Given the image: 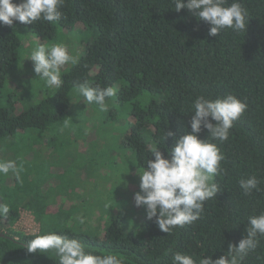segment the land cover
<instances>
[{
  "label": "trees",
  "instance_id": "16d2710c",
  "mask_svg": "<svg viewBox=\"0 0 264 264\" xmlns=\"http://www.w3.org/2000/svg\"><path fill=\"white\" fill-rule=\"evenodd\" d=\"M232 2L226 0L224 6ZM239 2L249 14L245 31L226 28L217 36H209L210 25L187 9L175 11L174 0H64L58 22L0 24V143L19 131L45 130L67 119L72 91L85 81L101 88L117 84L118 99L131 102L133 122L124 143L141 169L147 159H154L153 146L169 157L167 149L175 139L191 131L192 105L198 96L215 100L231 94L247 104L227 141L212 139L203 128L198 134L217 144L225 159L223 171L213 180L220 191L205 201L194 224L166 234L155 219L145 217L137 224L118 212L92 231L69 220L75 212L71 204L48 212L53 203L38 191V198L30 195L9 202L8 216L0 218L1 264H57L54 252L29 253L26 247L37 235L50 232L79 240L93 254H115L122 264H172L175 252L199 264L201 256L217 259L229 243L238 244L246 235L248 218L264 212V0ZM76 24L96 33L78 64L61 73L60 88L17 111L18 98L4 87L21 46L19 30L27 27L43 42L55 40L57 26L66 30ZM144 93L146 104L140 100ZM167 131L175 136L164 139ZM251 176L261 182V191L245 196L238 182ZM21 210L33 214L39 233L25 234L13 227ZM44 219L52 223L44 224ZM135 225L138 230H132ZM258 240L257 249L242 264H264V236Z\"/></svg>",
  "mask_w": 264,
  "mask_h": 264
},
{
  "label": "clouds",
  "instance_id": "9594fccd",
  "mask_svg": "<svg viewBox=\"0 0 264 264\" xmlns=\"http://www.w3.org/2000/svg\"><path fill=\"white\" fill-rule=\"evenodd\" d=\"M64 0H0V24L12 26L14 22L32 25L37 21L48 23L62 19L59 10ZM226 0H174L175 11L187 9L204 21L209 28V36H217L224 29L245 31L248 24V11L239 0L225 7ZM28 59L33 63V71L49 88L62 86L61 69L67 65H76L79 57L71 55L63 44L39 45L31 51ZM77 87L78 94L87 104L95 103L100 111H106V99L116 95V88L107 86L92 87L85 81ZM194 115L190 121V132L175 139L173 146L167 149L165 157L158 147L153 146L150 153L154 159H147L139 175V191L134 200L137 207L145 210L148 220L155 219L159 229L172 234L176 228L192 225L204 212L205 201L212 199L220 191L213 182L221 174V162L225 159L215 143L201 140L198 134L206 129L209 136L221 143L229 139L230 130L247 109V104L235 95L220 99H208L198 96L193 102ZM213 121L215 123H213ZM69 121H64L67 127ZM167 131L165 138L174 137ZM15 174L20 181V169L14 161H0V174ZM239 187L245 196L253 191L259 192L260 181L255 176L239 180ZM10 212L8 203H0V218H6ZM246 235L238 244L229 243L227 252L217 259L201 256L199 264H242L243 260L257 249L258 237L264 236V212L248 218ZM83 223V220L80 221ZM29 253L54 252L57 264H122L115 254L96 255L86 250V246L75 238H69L56 232L37 235L28 241ZM171 251V250H169ZM172 264H196L187 254H172Z\"/></svg>",
  "mask_w": 264,
  "mask_h": 264
},
{
  "label": "rangeland",
  "instance_id": "374dc122",
  "mask_svg": "<svg viewBox=\"0 0 264 264\" xmlns=\"http://www.w3.org/2000/svg\"><path fill=\"white\" fill-rule=\"evenodd\" d=\"M19 36L18 57L4 87V92H12L18 98L17 111L55 90L34 73L33 63L28 59L33 48L63 44L71 55L80 57L96 33L94 29L76 24L66 30L57 26L55 40L51 41L39 42L27 27L19 30ZM70 65H65L61 73ZM114 87L118 90L119 86ZM117 95L118 91L114 97L107 98V110L100 111L98 105L87 104L78 91L73 90L69 117L65 119L69 121L67 127L64 120L45 130L28 128L5 138L0 143V161H14L20 169V181L11 171L8 175L0 174L3 189L0 188V203L23 200L30 195L38 198L39 191L47 195V202L53 203L48 212L71 204L75 212L69 220H83V226L92 231L118 212L128 215V219L133 217L137 224L141 222L146 213L135 205L134 195L139 191L138 173L142 169L136 165L134 152L124 143L133 122L132 104L119 100ZM146 95L140 96L145 104ZM145 135L150 141L147 132ZM27 211L21 210V214ZM43 223L52 221L44 219ZM13 227L23 233L33 230L29 231L20 218ZM132 228L138 230L139 226Z\"/></svg>",
  "mask_w": 264,
  "mask_h": 264
},
{
  "label": "built area",
  "instance_id": "2783aa9c",
  "mask_svg": "<svg viewBox=\"0 0 264 264\" xmlns=\"http://www.w3.org/2000/svg\"><path fill=\"white\" fill-rule=\"evenodd\" d=\"M20 220H22V222H24V224H26V227H28V230H32L28 233L25 234H37L40 231V225L39 222L35 219V217L33 216V214L30 211H27L25 213H20L19 216ZM18 218V219H19Z\"/></svg>",
  "mask_w": 264,
  "mask_h": 264
},
{
  "label": "crops",
  "instance_id": "0c3cea01",
  "mask_svg": "<svg viewBox=\"0 0 264 264\" xmlns=\"http://www.w3.org/2000/svg\"><path fill=\"white\" fill-rule=\"evenodd\" d=\"M57 208H59V207H57ZM63 208H65V206H64ZM56 210H58V209H56ZM47 211H48V208H47ZM54 212H55V211H54Z\"/></svg>",
  "mask_w": 264,
  "mask_h": 264
},
{
  "label": "water",
  "instance_id": "95a60500",
  "mask_svg": "<svg viewBox=\"0 0 264 264\" xmlns=\"http://www.w3.org/2000/svg\"><path fill=\"white\" fill-rule=\"evenodd\" d=\"M1 264V263H0Z\"/></svg>",
  "mask_w": 264,
  "mask_h": 264
}]
</instances>
